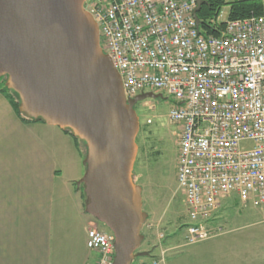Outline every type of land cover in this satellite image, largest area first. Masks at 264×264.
I'll return each mask as SVG.
<instances>
[{"label": "built area", "instance_id": "built-area-1", "mask_svg": "<svg viewBox=\"0 0 264 264\" xmlns=\"http://www.w3.org/2000/svg\"><path fill=\"white\" fill-rule=\"evenodd\" d=\"M258 1L259 14L226 20L217 36L199 31L197 0L83 5L124 97L153 92L172 99L168 119L179 125L177 190L185 196L186 245L220 234L209 222L226 199L264 206V0ZM86 244L98 254L94 264H112L114 235L92 224ZM165 252L140 264H162Z\"/></svg>", "mask_w": 264, "mask_h": 264}, {"label": "water", "instance_id": "water-1", "mask_svg": "<svg viewBox=\"0 0 264 264\" xmlns=\"http://www.w3.org/2000/svg\"><path fill=\"white\" fill-rule=\"evenodd\" d=\"M205 0H197L193 12ZM84 0H0V76L19 96L27 117L70 129L86 143L87 210L112 230V264H131L147 213L142 187L131 179L137 128L134 105L162 94L124 97L122 81L99 44Z\"/></svg>", "mask_w": 264, "mask_h": 264}, {"label": "crops", "instance_id": "crops-1", "mask_svg": "<svg viewBox=\"0 0 264 264\" xmlns=\"http://www.w3.org/2000/svg\"><path fill=\"white\" fill-rule=\"evenodd\" d=\"M82 160L63 128L22 120L0 92V264L97 261L98 254L86 244L92 213L74 187L84 172ZM233 232L190 247L173 245L186 250L170 264H250ZM255 261L264 262V257Z\"/></svg>", "mask_w": 264, "mask_h": 264}, {"label": "rangeland", "instance_id": "rangeland-1", "mask_svg": "<svg viewBox=\"0 0 264 264\" xmlns=\"http://www.w3.org/2000/svg\"><path fill=\"white\" fill-rule=\"evenodd\" d=\"M86 1L84 0V3ZM228 9V5L221 8V20L226 19ZM0 77L4 78L7 86L8 76L5 74ZM7 88L17 94L12 88L8 86ZM17 97L20 104L18 94ZM171 104V97L163 93L161 97L145 99L133 107L137 128L133 141L130 174L132 181L142 187L141 207L147 213V219L140 228L144 239L133 253L147 254L135 256L131 264L148 262L152 256L157 257L162 250L166 251L162 264H170L181 257L186 250L184 246L172 247L178 244L186 245L184 223L188 221V217L185 212L184 193L177 190L180 137L179 125L168 119ZM79 145L84 161L86 143L79 138ZM80 179L74 183V187L83 193L87 210L89 197L86 194L85 184H78ZM91 217L93 225L113 235L111 228L95 213H92ZM209 225L214 229L221 228L220 233L233 230V234L238 235L242 240L240 246L244 249L250 264H255V258L264 257V206L255 207L251 204L243 206L235 196L230 197L223 202ZM253 252L257 257L252 255Z\"/></svg>", "mask_w": 264, "mask_h": 264}, {"label": "trees", "instance_id": "trees-1", "mask_svg": "<svg viewBox=\"0 0 264 264\" xmlns=\"http://www.w3.org/2000/svg\"><path fill=\"white\" fill-rule=\"evenodd\" d=\"M224 5H228V14L225 20H218L221 8ZM262 10V5L258 0H237L232 2H225L224 0H205L199 9L197 15L199 19V31L204 35H219L225 27L226 20H233L239 18H246L252 14H259ZM0 92H2L9 99L12 107L14 108L16 114L24 121H44L41 118H30L27 117L19 109V101L17 94L9 90L5 85V80L0 77ZM65 132L69 133L76 145L79 148V138L73 135L69 129H64Z\"/></svg>", "mask_w": 264, "mask_h": 264}, {"label": "flooded vegetation", "instance_id": "flooded-vegetation-1", "mask_svg": "<svg viewBox=\"0 0 264 264\" xmlns=\"http://www.w3.org/2000/svg\"><path fill=\"white\" fill-rule=\"evenodd\" d=\"M144 101V100H143ZM140 102H142V101H140ZM140 102H137L135 105H134V107H136V105L138 104V103H140Z\"/></svg>", "mask_w": 264, "mask_h": 264}]
</instances>
